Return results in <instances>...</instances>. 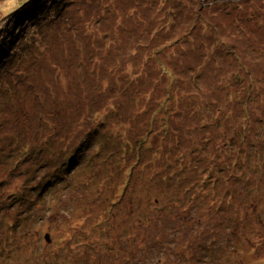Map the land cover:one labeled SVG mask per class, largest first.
Returning a JSON list of instances; mask_svg holds the SVG:
<instances>
[{
    "label": "rangeland",
    "instance_id": "rangeland-1",
    "mask_svg": "<svg viewBox=\"0 0 264 264\" xmlns=\"http://www.w3.org/2000/svg\"><path fill=\"white\" fill-rule=\"evenodd\" d=\"M20 1L0 0V18ZM37 5L43 22L4 30L18 60L0 74V128L53 115L63 128L31 137L52 146L49 172L38 154L0 168V210L15 221L0 213V264H264V186L252 182L264 175V0ZM198 179L221 237L189 232L195 213L179 203Z\"/></svg>",
    "mask_w": 264,
    "mask_h": 264
},
{
    "label": "trees",
    "instance_id": "trees-1",
    "mask_svg": "<svg viewBox=\"0 0 264 264\" xmlns=\"http://www.w3.org/2000/svg\"><path fill=\"white\" fill-rule=\"evenodd\" d=\"M156 1L158 2V0H156ZM20 2L21 3L18 5V7L14 9L16 12L14 11L15 14L13 16L12 15L10 16V14H8V15L2 16L0 18V20H4V22L0 26V31L3 28V33L0 35V39L2 40V42L8 41L7 44H3L4 50L2 51V49H1V52L5 51L9 55L8 57H5L3 59V61L0 63V74H3L2 73L3 70H5L4 73H9L10 67L13 66L12 65V61H17L18 60V55L14 53L13 48L10 49V47L8 46V45L12 46L11 45L12 43H9L11 40H8V39H11V34L12 35H21V32H22V30L24 28L22 26V24L25 25L24 24L25 22H24L23 19H26V20L28 19L27 21H30L32 19H35L37 21L39 19L38 22H37L38 25L46 19V16L43 15L42 11H39V9H36L34 11L35 14H33V11H31L30 7H32V6L40 7V6L37 5V0H26V1L25 0H21ZM41 3H43V2H41ZM169 5L171 6L170 3H169ZM178 5H179V3L176 2V4H175L176 7H175L174 12H177V14L180 15L181 13L178 12V10H177V8H179ZM180 6H181L182 9H184V5L183 4H180ZM44 9L46 10L45 7H44ZM18 10H21L22 12L25 11V13H26V14L22 15V17H23L22 20H20L17 17L18 13L21 12V11L17 12ZM142 10L143 9H141L140 12H142ZM47 11H48V9H47ZM167 12H168V14L171 13L170 11H167ZM31 16H33L34 18L33 17L31 18ZM182 18H183L182 20H183L184 25L185 26H189L188 22L190 23L191 18L187 17V16L186 17H182ZM16 19H18V20H16ZM19 22H21L22 24L19 25L20 24ZM6 26H8L10 28L11 34H9L8 31H4V30H6L5 29ZM190 27H191L190 28L191 31L189 30L185 34L186 40L188 38V33L191 34L192 30H195V33H196V29H194V26L192 25ZM7 34H9L10 36L8 37ZM191 36H192V34H191ZM6 38H8V39H6ZM187 42H188V40L186 41V43ZM167 73H169V70H167ZM193 82H194V80L192 79V84H194ZM45 119H46V121H43L41 124H38L36 127H31L30 126L31 124L29 123L30 120L27 119L25 122H23L22 125H20L23 130H20L19 126H16V127H13V128H9V127L5 126L4 129L6 131L2 132L1 128H0V145H1V148H2V150H0V168H1V170L3 168L7 169L10 166H12L13 160L17 158V155H21L20 159H26L24 161H21L23 163V162H28V160L32 157V155H36V154L41 156L42 160H44V167L42 168L43 171L47 170V168H48V172L51 170V165L49 164V162L52 161V154L54 153V150H52V146L47 144L45 141L41 142L43 144H41V143L37 144L31 139V137H33L34 139H37V138L43 139L46 136L47 139H49L52 136L58 135L59 132L61 133L60 130H62L61 128H63V126H60L59 124H57V125H54V126H56V127H54V126L50 125V123L48 124L47 121H56L54 115L51 116V117H46ZM65 123H67V122L65 121ZM62 124L64 125V122H62ZM27 127H31V130H32L31 132H33L34 135L30 131L26 130ZM27 134H28V136H27L26 140L23 141V138ZM8 144H11V146L10 147H6ZM14 149H16V150L14 151ZM100 150H98V152ZM126 151L128 153H130L132 156H134L135 158H137L136 153L133 150H131L130 148L126 149ZM9 154H11V155H9ZM254 156L263 157L264 154L262 153V151H258V152H256L254 154ZM43 157H45V158H43ZM199 160H201V159H199ZM263 161H264V159H263ZM201 162L203 163V160ZM244 163H247V162H244ZM223 165L224 164H222V166ZM237 165H239V164H237ZM232 168L234 170H236L235 163H232L230 165V168L227 170V174L228 175H230L233 172ZM198 169H199V166L198 167L197 166L194 167L193 171H195V174H196V172H198ZM200 170L203 171L204 169L200 168ZM72 172H73V174H76L78 172V169L75 167V169ZM216 172H218L217 176L219 178L222 175L223 176L225 175V171L223 169H221V168H219V170L216 169ZM60 178H61L62 183L66 185L67 182H68L67 173H63ZM252 182H254V186L257 187V188H259L260 186H264V175L262 176V181H259L257 183V182H255V180H252ZM194 185L197 186L196 189L194 188V192H190L189 190H186L187 194L190 195L189 200L193 201V203L190 204V205H186V203H179L181 206H184V207L189 206V208H191L194 211V213H195V217L193 219V224L194 225L189 230V232L195 230L196 233H203V232L206 231L207 233H206L205 239L208 238V237H211V236L221 237V233H217V232H213V231L209 230V227H215V225H213L212 221H214V218H215V220L217 219V216L219 214V207H217L216 203L208 202L209 198H208L207 194H209V193L207 192V184L205 185V183H203L202 181H200L198 179V181H196L194 183ZM190 188H192V187H190ZM38 196H39V194H37V197ZM231 202L232 201L226 200V199L221 201V203L226 204L227 207H229L232 204ZM228 211L229 210H227L225 212H228ZM0 213H2L3 219H6V222H7V223H4V226L6 224H10V226H11L10 222H15L14 220H12V217H10L11 216L10 212L6 216L5 209H1ZM140 223H142V222L140 221ZM262 240L264 241V239H262Z\"/></svg>",
    "mask_w": 264,
    "mask_h": 264
},
{
    "label": "bare ground",
    "instance_id": "bare-ground-1",
    "mask_svg": "<svg viewBox=\"0 0 264 264\" xmlns=\"http://www.w3.org/2000/svg\"><path fill=\"white\" fill-rule=\"evenodd\" d=\"M17 12H20V11L18 10ZM22 14H23V15L26 14L25 11H24L23 13L20 12V13H18V15H17V17H18L20 20L23 19V17L21 16Z\"/></svg>",
    "mask_w": 264,
    "mask_h": 264
},
{
    "label": "water",
    "instance_id": "water-1",
    "mask_svg": "<svg viewBox=\"0 0 264 264\" xmlns=\"http://www.w3.org/2000/svg\"><path fill=\"white\" fill-rule=\"evenodd\" d=\"M45 240H47L49 242V238L48 235L45 236Z\"/></svg>",
    "mask_w": 264,
    "mask_h": 264
}]
</instances>
